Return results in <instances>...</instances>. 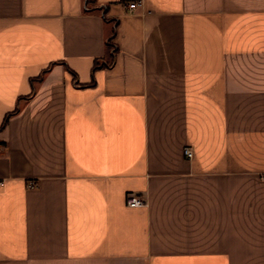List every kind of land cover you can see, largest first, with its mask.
I'll use <instances>...</instances> for the list:
<instances>
[{"label":"crops","instance_id":"1","mask_svg":"<svg viewBox=\"0 0 264 264\" xmlns=\"http://www.w3.org/2000/svg\"><path fill=\"white\" fill-rule=\"evenodd\" d=\"M0 145V264H264V0H0Z\"/></svg>","mask_w":264,"mask_h":264},{"label":"built area","instance_id":"2","mask_svg":"<svg viewBox=\"0 0 264 264\" xmlns=\"http://www.w3.org/2000/svg\"><path fill=\"white\" fill-rule=\"evenodd\" d=\"M139 5H140L139 1L128 2V8L131 11H134L135 9H137ZM1 153H2V146L0 145V155ZM184 155L186 156V158L192 159L194 157L193 149L190 146L186 145L184 147ZM3 184L4 182L0 179V186H2ZM126 204L129 207H140L145 204V201L139 195H136L134 193H129L126 196Z\"/></svg>","mask_w":264,"mask_h":264},{"label":"trees","instance_id":"3","mask_svg":"<svg viewBox=\"0 0 264 264\" xmlns=\"http://www.w3.org/2000/svg\"><path fill=\"white\" fill-rule=\"evenodd\" d=\"M108 47H109L110 52H111V57H113L114 52H115V48H114V45L111 44L110 40L108 41ZM95 67H98V63L95 65ZM6 121H7V118H6L4 123H6Z\"/></svg>","mask_w":264,"mask_h":264}]
</instances>
